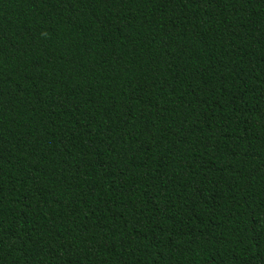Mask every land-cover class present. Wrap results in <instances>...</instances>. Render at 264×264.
<instances>
[{
    "label": "trees",
    "instance_id": "trees-1",
    "mask_svg": "<svg viewBox=\"0 0 264 264\" xmlns=\"http://www.w3.org/2000/svg\"><path fill=\"white\" fill-rule=\"evenodd\" d=\"M0 264H264V0H0Z\"/></svg>",
    "mask_w": 264,
    "mask_h": 264
}]
</instances>
